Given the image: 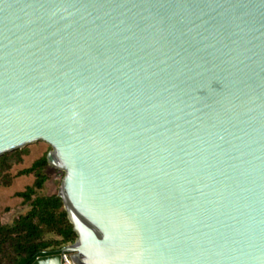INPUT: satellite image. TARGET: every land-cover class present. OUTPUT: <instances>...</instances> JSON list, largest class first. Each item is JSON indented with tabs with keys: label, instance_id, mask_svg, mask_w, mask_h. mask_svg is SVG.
<instances>
[{
	"label": "water",
	"instance_id": "95a60500",
	"mask_svg": "<svg viewBox=\"0 0 264 264\" xmlns=\"http://www.w3.org/2000/svg\"><path fill=\"white\" fill-rule=\"evenodd\" d=\"M38 142L77 239L32 264H264V0H0V157Z\"/></svg>",
	"mask_w": 264,
	"mask_h": 264
},
{
	"label": "trees",
	"instance_id": "16d2710c",
	"mask_svg": "<svg viewBox=\"0 0 264 264\" xmlns=\"http://www.w3.org/2000/svg\"><path fill=\"white\" fill-rule=\"evenodd\" d=\"M37 145L47 146L48 150L17 175L35 179L24 190L15 192L23 201L29 202L30 207L11 223L0 221V264H32L38 257L55 254L77 239L63 198L58 192L40 194L49 180L47 169L51 165L48 156L52 146L46 142H38ZM30 150L31 145L0 157V184H9L10 169L22 163ZM60 174L64 175L63 172Z\"/></svg>",
	"mask_w": 264,
	"mask_h": 264
},
{
	"label": "rangeland",
	"instance_id": "374dc122",
	"mask_svg": "<svg viewBox=\"0 0 264 264\" xmlns=\"http://www.w3.org/2000/svg\"><path fill=\"white\" fill-rule=\"evenodd\" d=\"M37 144L35 143L31 145L30 154L24 156L22 163L12 166L9 171V184H0V221L2 223H11L18 215L25 213L30 207V203L23 201L22 197L16 196L15 192L24 190L27 185L32 184L35 179L33 176L17 175L22 169L31 166L37 158L42 156L48 150L47 146ZM50 152H52V150ZM60 172H63L64 175L62 176ZM47 174L49 175V180L43 190L40 191V194L44 195L58 192L65 176L63 170L52 166L47 169Z\"/></svg>",
	"mask_w": 264,
	"mask_h": 264
},
{
	"label": "built area",
	"instance_id": "2783aa9c",
	"mask_svg": "<svg viewBox=\"0 0 264 264\" xmlns=\"http://www.w3.org/2000/svg\"><path fill=\"white\" fill-rule=\"evenodd\" d=\"M62 264H73L70 258L67 256V254H63Z\"/></svg>",
	"mask_w": 264,
	"mask_h": 264
},
{
	"label": "clouds",
	"instance_id": "9594fccd",
	"mask_svg": "<svg viewBox=\"0 0 264 264\" xmlns=\"http://www.w3.org/2000/svg\"><path fill=\"white\" fill-rule=\"evenodd\" d=\"M72 245V244H71Z\"/></svg>",
	"mask_w": 264,
	"mask_h": 264
}]
</instances>
